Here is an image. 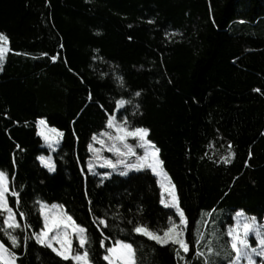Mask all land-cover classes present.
<instances>
[{
    "label": "trees",
    "instance_id": "trees-1",
    "mask_svg": "<svg viewBox=\"0 0 264 264\" xmlns=\"http://www.w3.org/2000/svg\"><path fill=\"white\" fill-rule=\"evenodd\" d=\"M0 33L10 49L0 70V170L19 193L18 205L8 196L18 222L31 225L13 232L17 264H75L36 242L38 201L63 205L87 229L92 264H108L119 240L136 264H204L198 251L228 264L233 215L264 221V0H0ZM120 99L131 103L117 111ZM115 113L149 129L160 149L188 219L184 259L178 245L133 231L177 222L152 171L102 166L118 159L102 135L115 134ZM40 119L64 134L54 172L39 161L48 152ZM0 240L11 247L2 232Z\"/></svg>",
    "mask_w": 264,
    "mask_h": 264
},
{
    "label": "snow or ice",
    "instance_id": "snow-or-ice-1",
    "mask_svg": "<svg viewBox=\"0 0 264 264\" xmlns=\"http://www.w3.org/2000/svg\"><path fill=\"white\" fill-rule=\"evenodd\" d=\"M8 44V37L0 33V70L3 69V62L7 52L10 50ZM135 95L139 96L140 93L137 92ZM127 103H131V101L124 99L117 101L120 107L125 106ZM37 124L42 126L39 135L44 138L50 147L54 148L59 144L64 135L62 131L48 127L44 119L38 120ZM107 127L114 129L115 134L105 132L102 135L106 136L108 141H111L108 151L115 153L118 159L113 161L104 158L105 162L102 166L118 170L119 166L122 165L125 170L120 173L121 175H127L128 171L133 169L136 171L147 169L151 170L155 175L162 177L163 179L159 181L160 187L163 190L160 203L165 205V207L173 208L175 215L179 217V223L172 220L162 230H154L146 224H136L133 231L162 245H178L176 255L184 259V256L181 255V250L185 254L190 250V243L184 238V230L188 224V219L185 216L183 208L180 206L175 185L171 183L170 177L163 170V161L159 157L160 149L156 147L152 140L148 139L149 129L129 127L126 120L121 123L114 117L108 120ZM129 137L139 141V147L143 149L142 155H138L135 147L128 143ZM93 140L101 144L106 143L104 140H99L95 135L93 136ZM89 147L90 149L92 148L91 145ZM129 157H134L135 159L129 160ZM39 159L49 171H55V161L51 157L41 156ZM224 159L226 163L229 162L227 157ZM91 167L89 165L90 171ZM106 175H110V173H106ZM10 184L11 181L8 174L0 170V214H3L4 217L0 232L11 242V247H9L4 240H0V264H15L17 257L13 249L20 246V238L14 235L13 232L16 229L26 230L31 227L27 223L22 226L16 219L17 213L14 207L9 204L8 196L10 193L11 196L15 197V204L18 205L19 193L12 191ZM164 193L168 195L167 201L164 199ZM37 203L39 204V212L43 216L44 224L40 231L33 233L36 242L50 248L64 260L70 259L75 264H92L89 252L85 248V245L89 243L87 229L81 224H77L73 217L63 210V205L49 206L39 201ZM19 215L24 216L25 214L21 212ZM236 217L235 223L230 225L226 231V235L229 238L226 243L230 247V251H228L226 257L228 264H242L243 261H246V264H257L255 257L264 258V227L258 223L256 217H246L243 212H238ZM97 219L100 224L107 226L104 220ZM72 233H75L79 237V247L85 249L84 251H72ZM250 236L255 237V246L250 243ZM202 239V235L198 236L197 243ZM101 246L103 247V242H101ZM106 252L107 254L103 259L108 261V264H136L134 259L135 252L129 243L118 241L117 244L108 247ZM209 252L217 256L219 255L211 246H209ZM198 255L205 257L204 264H212V261L203 251H198ZM262 264H264V261H262Z\"/></svg>",
    "mask_w": 264,
    "mask_h": 264
},
{
    "label": "rangeland",
    "instance_id": "rangeland-1",
    "mask_svg": "<svg viewBox=\"0 0 264 264\" xmlns=\"http://www.w3.org/2000/svg\"><path fill=\"white\" fill-rule=\"evenodd\" d=\"M8 53V52H7ZM7 55V54H6ZM120 109V106L118 105V107H117V111ZM115 118L118 122H121V123H123V121H121V120H118L117 118H116V113H115V115L114 116H112L111 118ZM47 126L48 127H51V126H49L48 124H47ZM41 127L42 126H39L38 125V129H39V132H40V130H41ZM51 128H54V127H51ZM41 136V135H40ZM42 137V136H41ZM43 138V137H42ZM43 141H44V147H46L47 148V150H48V152L47 153H43V154H41L39 157H41V156H44V157H51L52 158V160H54V150L57 148V146L59 145H56L54 148L53 147H50L49 146V144L44 140V138H43ZM61 141V140H60ZM60 143V142H59ZM39 161H40V159H39ZM40 163L44 166V164L40 161ZM45 167V166H44ZM163 167V166H162ZM47 168V167H46ZM48 169V168H47ZM163 170H164V172H166V170L163 168ZM51 172H54V171H51ZM153 173V172H152ZM167 173V172H166ZM103 175H106L105 173H102ZM154 174V173H153ZM155 175V174H154ZM156 177H157V180H158V184H159V187H160V183H159V181H161L163 178L162 177H160V176H157V175H155ZM167 176L168 177H170L169 175H168V173H167ZM170 181H171V183L173 184V182H172V180H171V178H170ZM160 190H161V193L163 192V190L161 189V187H160ZM164 199L167 201L168 200V195H167V193H164ZM9 202V201H8ZM43 203H45V204H47V205H49V206H51V205H60V204H58V203H47V202H43ZM163 205V204H162ZM164 207H165V205H163ZM168 208H170V207H168ZM63 210L65 211V209L63 208ZM238 212H243L244 214H245V216L246 217H255V216H252V215H249V214H247L245 211H238ZM238 212H236L234 215H233V223L232 224H234L235 223V221H236V214L238 213ZM3 215V214H2ZM4 218V217H3ZM16 219H17V216H16ZM42 219H43V216H42ZM18 221V220H17ZM257 221H258V223L262 226V227H264V221H259L258 219H257ZM177 223H179V217L177 216ZM43 224H44V220H43ZM231 224V225H232ZM185 234H186V228H185V230H184V238H185ZM186 239V238H185ZM250 243L253 245V246H255V237L254 236H250ZM71 240H72V251L74 252V249H75V243H77L78 244V246H79V237L75 234V233H72L71 234ZM119 241H121V240H119ZM118 242V241H117ZM117 242L115 243V244H117ZM125 242V241H124ZM126 243H128V242H126ZM114 244V245H115ZM130 244V243H129ZM85 249H83V251H84ZM134 259H135V257H134ZM255 259L257 260V264H262L260 261L263 259V258H260V257H255ZM15 264H17V262H15ZM242 264H246V261H243L242 262Z\"/></svg>",
    "mask_w": 264,
    "mask_h": 264
}]
</instances>
